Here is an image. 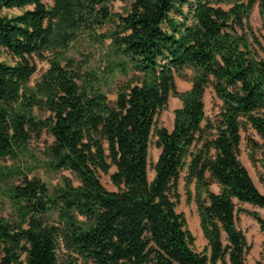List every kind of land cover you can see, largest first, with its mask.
Here are the masks:
<instances>
[{
	"label": "trees",
	"instance_id": "trees-1",
	"mask_svg": "<svg viewBox=\"0 0 264 264\" xmlns=\"http://www.w3.org/2000/svg\"><path fill=\"white\" fill-rule=\"evenodd\" d=\"M112 1L0 0V157H18L47 134L48 166L76 179L63 176L51 191L24 174L10 188L20 220L0 217V264H245L250 245L237 215L264 232V217L241 206L264 209V193L240 159L246 132L249 159L264 161V50L249 23L256 3L264 16V0L228 9L219 5L226 0H129L114 15ZM13 8L20 12L2 13ZM113 17L107 71L124 79L110 99L100 76L67 51ZM35 58L48 67L31 85ZM184 69L190 88L179 91L175 73ZM208 88L221 101L213 117ZM171 96L181 105L168 129L157 118ZM111 167L116 190L99 178ZM182 173L187 193L194 185L202 251L176 210Z\"/></svg>",
	"mask_w": 264,
	"mask_h": 264
},
{
	"label": "rangeland",
	"instance_id": "rangeland-1",
	"mask_svg": "<svg viewBox=\"0 0 264 264\" xmlns=\"http://www.w3.org/2000/svg\"><path fill=\"white\" fill-rule=\"evenodd\" d=\"M216 2V0H213ZM232 0L219 2V5L224 9L231 6ZM47 5L51 4V0H43ZM129 5V0H115L109 4L112 15L116 13H123ZM30 8V7H29ZM185 9V6H184ZM20 10L4 9L3 14L14 15L19 13ZM108 23L101 25L94 33L80 34V36L70 45L67 55L73 56L76 59H83L85 67L89 68L100 76L101 89L106 92L110 99H114L116 85L118 81L124 79V75L120 73L112 74V71H107L108 67L112 66V51H111V37L109 36L110 30L117 28L116 17H113ZM249 23L253 27L255 34L261 42L262 49L264 50V16L260 14L259 6L256 3L249 14ZM104 33V34H100ZM260 55H264L262 50H259ZM2 60H7L6 55L2 54ZM36 71L31 78L30 84L32 85L39 75L48 67L46 61L34 59ZM192 72L189 69H184L181 74L175 73V84L179 91H186L190 84ZM180 100L177 97L171 96L169 98L167 107L163 110L158 118V124L163 126H171L173 120V111L177 107ZM205 113L209 117H213L219 110L221 101L217 99L211 88H208L204 95ZM246 132H242L243 141L245 142ZM257 138L256 135H254ZM51 141V137L43 134L39 139L31 140L27 145L21 146L18 157L6 156L0 157V217L8 222H17L20 220L19 210L17 203L10 198V188L19 183L24 174L29 178L37 177L42 180L47 187L53 191L63 183V176L68 177L75 184L76 179L74 176L65 170H54L48 166V160L43 152L45 144ZM156 147L152 144L150 147L149 158L150 162L155 161L157 156ZM260 153H257V160L252 161L246 154V151L241 148L240 159L243 160L249 170L250 175L256 182L257 186L264 191V161H261ZM115 168L111 167L108 173H99V178L102 185L107 190H116L110 179V173ZM153 176V170L149 167L148 178ZM183 173L178 181L179 200L176 210L182 213L186 219L187 228L194 236V248L197 251H202L206 245V241L202 235L199 218L194 203V185L189 186L190 193H187L184 184ZM212 190H216L215 184L211 185ZM251 209V207L247 208ZM264 217V209L255 210ZM236 224L244 232L247 242L250 245L249 251L245 255V264H256V261L264 253V232L259 228L258 223L249 215L239 213L236 218ZM225 241V240H224ZM91 264V263H89Z\"/></svg>",
	"mask_w": 264,
	"mask_h": 264
},
{
	"label": "crops",
	"instance_id": "crops-1",
	"mask_svg": "<svg viewBox=\"0 0 264 264\" xmlns=\"http://www.w3.org/2000/svg\"><path fill=\"white\" fill-rule=\"evenodd\" d=\"M190 88V84L188 85V87H187V89H189ZM180 105H181V102L179 101L178 102V105H177V107H180ZM177 107H175V108H177ZM173 119V118H172ZM172 122H171V126H166L168 129H171L172 127H173V120H171ZM241 148H243L245 151H246V154H247V156H248V153H249V148L247 147V145H246V143L244 144V141H243V139H242V141H241V143H240V150H241ZM157 150H156V152H157V156L155 157V160L157 159V157H158V155H159V149L158 148H156ZM242 162H243V164L247 167V165H246V163L242 160ZM247 169H248V167H247ZM249 171V170H248ZM153 177V176H152ZM252 177V176H251ZM253 179V178H252ZM253 181H254V179H253ZM254 183H255V185L257 186V184H256V182L254 181ZM215 184V183H214ZM215 186H217V189L215 190V191H217L218 190V185L217 184H215ZM257 188L262 192V193H264V191H262V189L261 188H259L258 186H257ZM241 206L242 207H244V208H249V207H251V209L252 210H257V209H262V208H259V207H255V206H253V205H251V204H249V203H242L241 204Z\"/></svg>",
	"mask_w": 264,
	"mask_h": 264
}]
</instances>
